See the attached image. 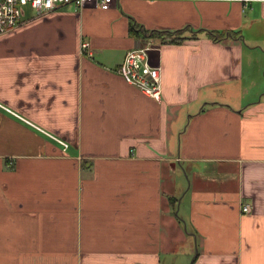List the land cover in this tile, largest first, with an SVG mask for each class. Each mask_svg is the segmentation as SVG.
Listing matches in <instances>:
<instances>
[{
	"label": "crops",
	"instance_id": "crops-1",
	"mask_svg": "<svg viewBox=\"0 0 264 264\" xmlns=\"http://www.w3.org/2000/svg\"><path fill=\"white\" fill-rule=\"evenodd\" d=\"M27 17L0 36V264H264V0ZM150 39L161 101L117 71Z\"/></svg>",
	"mask_w": 264,
	"mask_h": 264
},
{
	"label": "built area",
	"instance_id": "built-area-1",
	"mask_svg": "<svg viewBox=\"0 0 264 264\" xmlns=\"http://www.w3.org/2000/svg\"><path fill=\"white\" fill-rule=\"evenodd\" d=\"M120 0H0V36L8 34L28 21L27 11L33 10L37 15H44L56 8L74 4L77 7L94 5L108 10L118 5ZM89 41H83L82 51L92 56ZM159 49L154 39L140 48L129 50L118 67V73L130 84L136 86L145 95L161 101L163 81L160 66L153 65L150 52ZM65 148L68 143L59 140ZM249 204L244 205V212H251Z\"/></svg>",
	"mask_w": 264,
	"mask_h": 264
},
{
	"label": "trees",
	"instance_id": "trees-1",
	"mask_svg": "<svg viewBox=\"0 0 264 264\" xmlns=\"http://www.w3.org/2000/svg\"><path fill=\"white\" fill-rule=\"evenodd\" d=\"M187 28L176 30V31H158V30H153L150 34L151 37L160 39L163 42H179L185 38L189 37H197V34L201 30H193L190 34V36H183V31L186 30ZM208 35L214 38V40H221L222 37H220L219 34L209 31ZM147 36V34H146Z\"/></svg>",
	"mask_w": 264,
	"mask_h": 264
}]
</instances>
